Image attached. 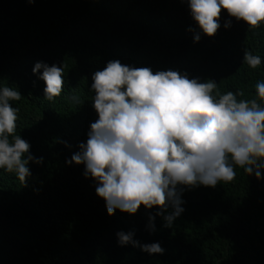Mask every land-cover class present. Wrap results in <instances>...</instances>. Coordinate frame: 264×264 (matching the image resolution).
I'll return each instance as SVG.
<instances>
[{
	"label": "trees",
	"instance_id": "obj_1",
	"mask_svg": "<svg viewBox=\"0 0 264 264\" xmlns=\"http://www.w3.org/2000/svg\"><path fill=\"white\" fill-rule=\"evenodd\" d=\"M219 22L213 36L194 42L195 22L181 0H0V85L20 91L10 101L18 109L15 134L43 157L29 162L25 186L0 169V264H264V171L257 180L234 165L231 182L185 188L184 211L171 227L156 216L150 232L155 207L108 215L83 164L65 163L97 118L91 75L108 60L212 79L220 93L239 89L237 99H256L264 23L251 28L224 9ZM245 50L261 57L258 67L242 63ZM37 61L63 63L62 92L52 101L32 73ZM117 231L164 251L120 246Z\"/></svg>",
	"mask_w": 264,
	"mask_h": 264
},
{
	"label": "clouds",
	"instance_id": "obj_2",
	"mask_svg": "<svg viewBox=\"0 0 264 264\" xmlns=\"http://www.w3.org/2000/svg\"><path fill=\"white\" fill-rule=\"evenodd\" d=\"M181 2H186L195 22V28H188L194 42L201 33L209 37L216 33L222 9L251 28L264 23V0ZM223 26L229 28L231 22ZM242 63L254 69L261 57L245 50ZM32 73L44 82V99L52 101L61 94L63 63L49 66L37 61ZM89 87L97 118L65 163L83 164V175L94 181L108 215L115 210L134 214L141 205L146 210L155 207L146 225L152 232L156 216L164 227H171L184 211L185 188L231 182L234 165L248 176L262 178L264 82L254 86L256 99H237L243 96L239 89L220 93L212 79L201 81L172 69L153 72L111 59L92 73ZM20 97V91L0 85V169L13 173L25 186L31 176L29 162L40 164L43 157H34L29 142L15 134L18 109L10 101ZM71 99L78 102L75 96ZM115 235L120 246L130 244L149 255L164 251L159 242L142 244L133 239L132 231Z\"/></svg>",
	"mask_w": 264,
	"mask_h": 264
}]
</instances>
